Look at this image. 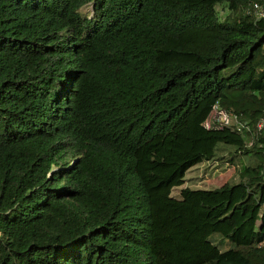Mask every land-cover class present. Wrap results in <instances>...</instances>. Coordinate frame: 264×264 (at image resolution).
Wrapping results in <instances>:
<instances>
[{"label":"trees","instance_id":"16d2710c","mask_svg":"<svg viewBox=\"0 0 264 264\" xmlns=\"http://www.w3.org/2000/svg\"><path fill=\"white\" fill-rule=\"evenodd\" d=\"M255 4L0 0V264H264ZM232 150L237 181L170 196Z\"/></svg>","mask_w":264,"mask_h":264},{"label":"rangeland","instance_id":"374dc122","mask_svg":"<svg viewBox=\"0 0 264 264\" xmlns=\"http://www.w3.org/2000/svg\"><path fill=\"white\" fill-rule=\"evenodd\" d=\"M87 9L88 7L82 8L84 12H87ZM215 10L220 21H223L230 14L225 4H218ZM257 14L261 16L263 11L260 10ZM249 143L251 146L253 145V141ZM233 152V150L221 151L215 160L200 163L192 167L185 174L183 184L180 187L174 188L170 196L177 198L179 191L186 187L191 189L212 190L237 181L239 179L237 177V171L240 164L232 165L228 160L229 153L232 154ZM222 161L223 163H221Z\"/></svg>","mask_w":264,"mask_h":264},{"label":"built area","instance_id":"2783aa9c","mask_svg":"<svg viewBox=\"0 0 264 264\" xmlns=\"http://www.w3.org/2000/svg\"><path fill=\"white\" fill-rule=\"evenodd\" d=\"M258 11L262 10V8L255 4L254 6ZM261 16H264V14H261ZM213 126L214 128H221V127H235L238 131H242L243 129H246L247 131H250L249 126L246 122H243L241 118L237 115H230L229 113H226L224 110L219 108L217 104H215L212 108V115L210 119L206 122V127L209 128V126ZM259 129L263 127V124L260 123L258 125Z\"/></svg>","mask_w":264,"mask_h":264},{"label":"clouds","instance_id":"9594fccd","mask_svg":"<svg viewBox=\"0 0 264 264\" xmlns=\"http://www.w3.org/2000/svg\"><path fill=\"white\" fill-rule=\"evenodd\" d=\"M208 120H209V119H208ZM208 120H207V121H208ZM207 121H206V122H207ZM242 121H243V120H242ZM206 122H205V125H204L205 128H207V127H206ZM243 122H246V123H247V125L249 126L250 131H251V127H250V125H249V122H247V121H243ZM230 128L234 129L235 127H234V128H233V127H230ZM258 128H259V127H258ZM235 129L237 130V128H235ZM244 131H246V132H250V131H247L246 129H245ZM240 132H241V131H240Z\"/></svg>","mask_w":264,"mask_h":264}]
</instances>
